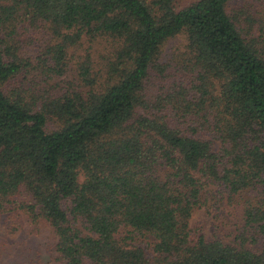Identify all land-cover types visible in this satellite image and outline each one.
Wrapping results in <instances>:
<instances>
[{"label":"trees","instance_id":"1","mask_svg":"<svg viewBox=\"0 0 264 264\" xmlns=\"http://www.w3.org/2000/svg\"><path fill=\"white\" fill-rule=\"evenodd\" d=\"M237 1L0 0V218L64 264H264V24ZM211 186L230 240L192 224Z\"/></svg>","mask_w":264,"mask_h":264},{"label":"rangeland","instance_id":"2","mask_svg":"<svg viewBox=\"0 0 264 264\" xmlns=\"http://www.w3.org/2000/svg\"><path fill=\"white\" fill-rule=\"evenodd\" d=\"M194 0H182L186 5ZM242 5L252 6L251 12L260 26L264 24V0H240ZM237 1V4L241 2ZM257 26V25H256ZM257 34L259 28L257 26ZM183 37L171 40L166 45L165 51L172 48H178L184 45ZM109 46V44H107ZM28 55H37L36 49H27L23 51ZM109 51L106 44H98L97 52L93 61L95 62L98 81H104L106 77L104 71V60ZM156 76L154 74L153 78ZM71 77V76H70ZM60 77L54 79V83L60 86ZM67 79V76H66ZM71 80L68 78L67 81ZM44 84V82H43ZM209 200L196 212L192 219V224L201 229L207 238L222 237L226 240L233 238L236 232L237 214H239L236 202L230 201L225 194L221 197L217 187H208ZM217 195L218 197L214 196ZM57 236L53 233L50 225L41 221L36 224L26 214L4 215L0 218V261L4 262H22L36 264H64L59 258L57 250Z\"/></svg>","mask_w":264,"mask_h":264}]
</instances>
